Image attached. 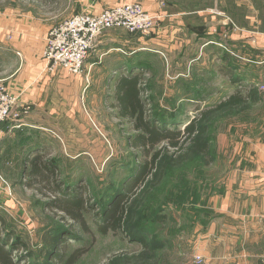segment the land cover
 Listing matches in <instances>:
<instances>
[{
    "label": "rangeland",
    "instance_id": "rangeland-1",
    "mask_svg": "<svg viewBox=\"0 0 264 264\" xmlns=\"http://www.w3.org/2000/svg\"><path fill=\"white\" fill-rule=\"evenodd\" d=\"M77 4L78 0H0V83L15 87L13 82L24 80L31 64H45L40 53L41 41L36 37L73 17L79 11ZM158 5L164 7L166 0H159ZM118 30L124 31L123 35L127 33ZM199 41L196 36L179 32L160 41L157 54L155 46L148 45L152 56L143 54L150 59L141 78L146 89L143 99L148 120L156 121L157 127L182 132L204 111L234 95L247 101L208 115L204 136L209 144L206 160L184 150L173 154L174 165L166 169L157 186L145 191L147 187L133 182L134 195L130 205L126 203L124 207L131 209L133 204L135 216L117 231L108 227L102 233L98 227L106 225L103 218L109 208L124 203L128 193L123 185L129 184L141 161L138 152L129 146L135 132L128 123L117 119L116 110L111 108L115 103L116 80L122 73L109 72L112 78L108 80V72L104 71L108 56L103 54L93 61L97 62L95 66L89 67L87 60L84 74L71 75L76 79L60 78V72H47L49 81L41 90L39 105L29 104L20 120L29 117L33 123L52 130L55 148L46 158L61 166L59 180L69 178L79 194L84 192L86 229L63 214L47 211L40 196L24 189V154L13 146L3 152L8 161L0 163V175L6 182L0 199L14 207L10 212L13 219L0 228L3 236L4 232L18 236L6 249L13 244L18 247L16 240L26 245L24 251L20 248L11 252L14 261L27 254V258L19 259V264H48L43 236L51 237L60 228L63 234L57 254L63 255L64 262L56 263L51 258L53 264H65L77 251L83 253L73 264L191 262L190 241L195 240L200 226L221 220L214 210L215 200L224 195L234 162L252 153L256 141L263 142L264 130V89L260 88L264 84L257 82L259 75L260 80L264 77L263 61L246 52L245 47L231 50L230 45L213 39L203 48L204 39L201 44ZM93 58L90 53L88 59ZM255 74L258 77H251ZM195 92L198 100L192 99ZM205 204L211 210L204 209Z\"/></svg>",
    "mask_w": 264,
    "mask_h": 264
},
{
    "label": "crops",
    "instance_id": "crops-1",
    "mask_svg": "<svg viewBox=\"0 0 264 264\" xmlns=\"http://www.w3.org/2000/svg\"><path fill=\"white\" fill-rule=\"evenodd\" d=\"M135 1L140 2L150 14L160 17L158 35L155 36L154 33L149 36L132 35L127 31L123 35L121 32L124 31L119 30L104 32L99 37L98 47L93 51L94 58L87 59L89 64L86 63L89 67L93 64L95 66L97 62L93 63V61L97 59V56L101 54L108 56L110 59L107 58V63H104V71L108 72V80L112 78L109 72L114 71L122 73L117 78L116 84L121 78L128 80L124 74L128 71L137 72L144 67L147 59H150L148 56L144 57L143 54L152 56L150 52L152 50L148 48V45L155 46L156 49L153 48V50L154 54H157L158 43L179 32H186L190 37L196 36L200 41L204 39L206 45L203 48L210 45L213 39L230 45L231 50L245 47L246 52L263 61L262 72H258L264 73V0H166L164 7L158 5L159 0H78L79 11L76 14L84 10L99 13L116 5ZM213 31L215 35L212 34ZM160 32H163L162 36ZM46 34L36 37L41 41L39 43L41 57ZM144 45L147 46L143 48ZM86 63L85 67H87ZM44 66L42 61L31 64L24 80L13 82L17 88L11 83L8 85L14 93L24 89V100L33 107L35 103L39 105L41 90L49 81L47 76L50 75L44 70ZM60 74L63 75L60 78L76 79L63 71ZM251 77L258 76L255 74ZM260 77L261 75L257 78V82L264 84V77L261 80ZM196 94L198 95L195 92L192 99L198 100L195 97ZM29 119V117L22 119V125L16 128L12 127L11 122H6L1 127L0 135V163L8 161L7 155L3 152L5 153L13 146H18V150L24 154L22 155L23 177H27L29 161L35 156L51 152L55 148L53 144L56 139L52 130L35 124ZM262 135L263 142L256 141L257 146L252 149V153L234 162L230 183L224 189V195L215 200L214 210L221 220L209 221L200 226L198 231L196 230L195 240L190 241L192 244L191 257L200 256L203 260L201 264L262 263L264 256V130ZM53 162L58 169L61 168L57 162ZM63 180L67 188L74 186L69 178H63ZM26 181L24 189L38 195L26 186ZM40 197L42 199V196ZM13 208L10 202L3 203L1 200L0 216L4 217V222L12 221L13 216L10 212H13ZM204 209L211 210L206 204ZM1 237L4 238L3 233ZM17 237L15 234H8L5 238L12 241ZM193 258L186 264H192Z\"/></svg>",
    "mask_w": 264,
    "mask_h": 264
},
{
    "label": "trees",
    "instance_id": "trees-1",
    "mask_svg": "<svg viewBox=\"0 0 264 264\" xmlns=\"http://www.w3.org/2000/svg\"><path fill=\"white\" fill-rule=\"evenodd\" d=\"M127 74L124 76L128 80L121 78L115 86V103L111 104V107L116 110V117L128 123L135 132V135L129 139V146L138 152L141 161L134 177L129 180V184L123 185L124 192L128 193L124 203L122 205L115 204L113 208H109L108 215L103 218L106 225L103 227V224H99L98 228L102 233H105L108 227L113 231L120 230L123 225L133 220L136 207L133 204L131 209L124 207L126 203L130 205V199L134 195L133 189L136 187L131 186L133 182L147 187L145 191L157 186L162 181L166 169L174 165L176 158L173 154L181 153L184 150L186 154H197L206 160L209 155V144L204 136L207 133L205 121L208 115L230 106L244 104L247 101L239 94L234 95L214 109L204 111L199 118L193 119L185 125L182 132H173L167 128L157 127L154 124L156 121L152 123V120H148V110L143 99L146 89L141 81V76L135 71H128ZM29 164L26 186L42 196L46 209L53 213L63 214L86 229L83 218V212L86 210L84 192L79 194L74 186L70 189L67 188L64 180H59L57 176L59 174L57 165L52 160L46 159L45 154L35 156L29 161ZM4 223L3 217L0 216V227ZM59 229H55L56 231L54 230V235L52 234L51 237L43 236V241L48 247L46 251L49 252L45 255V261L48 264H53L51 258L56 259V263L64 262L63 255L57 254V246L62 242L61 235L63 234ZM5 234L8 236L13 233L5 232L4 238H2L0 228V264H19V259L27 258V254L14 261L11 252L20 248L24 251L26 245L21 240H16L19 244L18 247L13 244L9 249H6L10 241L5 238ZM139 242L143 243V240L140 238ZM82 253L83 251L75 252L65 264H73L81 257Z\"/></svg>",
    "mask_w": 264,
    "mask_h": 264
},
{
    "label": "built area",
    "instance_id": "built-area-1",
    "mask_svg": "<svg viewBox=\"0 0 264 264\" xmlns=\"http://www.w3.org/2000/svg\"><path fill=\"white\" fill-rule=\"evenodd\" d=\"M159 19L137 2L116 5L99 13L84 10L47 32L42 52L45 69L52 74L63 71L81 76L90 53L98 47L99 37L104 32L121 29L130 34L149 36L154 33ZM142 71L138 70L141 78ZM260 88L263 90L264 85H260ZM24 92L22 89L14 93L9 86L0 83V135L1 127L6 122H11L13 128L22 123L20 117L30 106L24 100ZM5 184L0 175V194ZM194 261L196 264L203 262L200 256H194ZM261 264H264V258Z\"/></svg>",
    "mask_w": 264,
    "mask_h": 264
}]
</instances>
